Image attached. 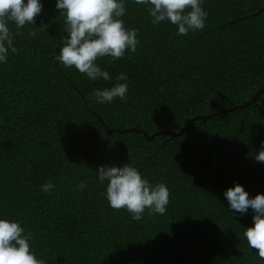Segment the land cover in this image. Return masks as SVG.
Returning a JSON list of instances; mask_svg holds the SVG:
<instances>
[{
    "label": "trees",
    "instance_id": "16d2710c",
    "mask_svg": "<svg viewBox=\"0 0 264 264\" xmlns=\"http://www.w3.org/2000/svg\"><path fill=\"white\" fill-rule=\"evenodd\" d=\"M263 84L264 0H0V264H264Z\"/></svg>",
    "mask_w": 264,
    "mask_h": 264
},
{
    "label": "water",
    "instance_id": "95a60500",
    "mask_svg": "<svg viewBox=\"0 0 264 264\" xmlns=\"http://www.w3.org/2000/svg\"><path fill=\"white\" fill-rule=\"evenodd\" d=\"M264 92V84L261 86V88H259V90L253 95V97L251 99H249L247 102L243 103V104H237V105H234L230 108H225V109H220L218 111H215L213 113H209V114H206V115H198V116H195L192 118V120L190 121V123L187 125V127L189 125H191L195 119H202V120H206L208 117L210 116H215L221 112H227V111H230V110H234V109H237V108H240V107H243V106H246L250 103H254L256 102V99L258 98V96ZM186 127L182 128L179 132L177 133H171L170 131H167V132H161V131H158V132H155L151 135H148L145 131H143L140 127H132V128H127L126 131H133V130H136V131H143L144 134L147 136V138L149 139H152L154 138L157 134H162V133H171L173 134L174 136L178 135V134H181L183 133V131L185 130ZM117 130H121L120 128H117ZM113 132V129H108V133L111 134Z\"/></svg>",
    "mask_w": 264,
    "mask_h": 264
}]
</instances>
